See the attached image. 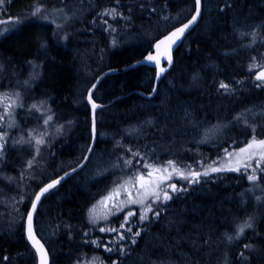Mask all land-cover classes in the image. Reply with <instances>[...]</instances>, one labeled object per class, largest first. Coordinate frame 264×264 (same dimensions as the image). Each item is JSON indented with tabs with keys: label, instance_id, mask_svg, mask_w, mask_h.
<instances>
[{
	"label": "trees",
	"instance_id": "1",
	"mask_svg": "<svg viewBox=\"0 0 264 264\" xmlns=\"http://www.w3.org/2000/svg\"><path fill=\"white\" fill-rule=\"evenodd\" d=\"M39 7L73 13L64 26L67 34L32 15ZM110 9L115 14L104 15ZM195 9V0H4L0 19L17 23L12 32L0 29V89L20 90L23 107L16 109L13 136L0 153V164L6 160L0 165V264H38L21 221L44 185L84 159L92 142L87 94L97 78L144 58ZM253 65L264 66V0H204L201 21L175 52L157 96L137 93H153V67L106 77L94 94L107 106L98 112L91 160L46 196L36 216L52 264H81L95 255L104 264H264V200L253 195L242 173L185 184L156 207L159 215L141 226L139 236L138 225L123 239L109 231L118 229L119 217L95 226L88 221L92 204L145 164L190 165L202 159L196 166L210 165L227 146L239 148L253 135L261 137L264 87H257L256 71L248 70ZM32 75L39 76L35 84L22 85ZM39 101L54 115L48 125L46 115L30 109ZM27 129L48 132L40 155L21 142V134L30 137ZM0 132L7 129L0 125ZM27 159L36 161L29 167ZM261 182L264 188V174ZM247 221L253 227L238 234Z\"/></svg>",
	"mask_w": 264,
	"mask_h": 264
},
{
	"label": "rangeland",
	"instance_id": "2",
	"mask_svg": "<svg viewBox=\"0 0 264 264\" xmlns=\"http://www.w3.org/2000/svg\"><path fill=\"white\" fill-rule=\"evenodd\" d=\"M3 4H4V0H0V15L2 14V11H3ZM39 9H41V11L37 15H35V17H38V19L41 21H44L47 23H49V22L53 23L61 33L65 32V35L67 34L64 26L68 23V20L70 19V17L74 16L73 13H70V12L66 11L65 9L64 10L63 9L58 10V8H56V9L55 8H48V9L45 8L43 10L42 8L39 7ZM3 20H5V19H0V24H2V26L3 25H6V26H3L2 28H0L2 34H6L8 32H12L15 30L14 25L16 26L17 22L14 24H7V22L13 23L15 21L14 20L3 21ZM254 35H256V34H254ZM260 66H262V65H260ZM259 69L260 68L258 67V68H255L254 70L257 71ZM38 78H39L38 75L37 76L32 75L30 77V79L28 81L24 82L22 85L25 86L26 84H31L33 86V84H35V81L38 80ZM18 85H21V83H18ZM4 94L10 95V96H7V98H5ZM12 94H14V95H12ZM16 94H18V97ZM19 97H20V90H18V89H16V90L8 89L6 92H3L0 89V104H1V106L8 104V103H10L12 105L11 108L8 109V112H7L8 115L6 114L4 116V119L0 120V125L2 126V128L7 129V132H6L7 135L4 137L3 146H5L4 145L5 140L8 141V138H10V136L12 137V134H11L12 131L10 129H14V126H15L14 113H15L16 109L18 107H20V105H21V100ZM6 100H9V101H6ZM42 103L39 102V103H34V104L38 105L37 107L39 108V112L41 115L47 116L48 113L50 112V109L46 106V104L44 102H42ZM3 109H4V107H3ZM252 116H253V114H252ZM8 119H9V122L7 121ZM260 131H261V137H256L257 139L264 138V126H263V129ZM59 132H60V128H57V133H59ZM40 133H43L42 138L44 140V143L47 142L45 140V136L48 134V132L45 130L42 131V129L30 131L29 135L31 134V136L29 138H25V136L23 134H21L20 140L24 141V142L31 141L28 144L33 145L36 149L37 146H36V144H34L35 139H33V137H35L36 139H40L41 138V136L39 135ZM49 134H50V132H49ZM248 142H246L242 147H244ZM43 144L39 145L40 150H42ZM240 148L241 147L236 148L232 145L227 146V148H225V150L227 149V153H232V156L230 158H227V153L224 150L222 156H220L217 160H215V162L212 163V165L210 164V165H203V166L198 165V166H196L198 163H193L190 165H184V164L182 165V163L174 161L176 167L180 170V172H183L185 175H188V172L190 170L194 171V172H200L201 175L199 176L198 179H195L191 176H188L187 179L181 178V176L179 175L178 172H174L170 167H168L169 161L167 163H164V164H155V163L150 164V165H153V167L155 169H161L162 170L165 167H168V172L153 171L152 169L145 168L143 165L141 168L137 169L134 172V175L131 172L130 176L123 178L113 188V190L110 191L106 196H104L101 199H99L98 201H96L95 204H92V205L96 206V213H95L96 219L94 221V220H92L93 217L88 215V219L90 220L89 222L92 225H96V224L99 225L102 222H106V221H109V220L114 219L116 217H119V219L117 220L116 223H120V226L118 228V230L119 229L120 230L118 232L121 233V235H123V237H125V235H127V234H131L132 231H134L135 226H137V225L139 226L138 231L140 233L142 231L141 226L144 225L146 222L150 221V219L152 218L153 214L156 211V207L163 204V203H166L167 201H169L174 196V194H177L178 192L183 190L185 188V186H184L185 184H192V183L198 182V181L203 180V179L208 180L207 178L212 177L211 175H218L219 173H223V172L242 173V174H245L248 178L249 175L253 174V169H255L254 174L257 177V179L255 181L248 179L250 182V190L253 194L259 196L258 198L260 199V201H262V200H264L263 199L264 188L261 185L262 184L261 181H262V175L264 174V161H261L260 166H257L255 159H252L250 161L248 160L249 153H239L238 150ZM3 149H4V147H3ZM258 151L259 150L256 147L249 149V152H253V153L258 152ZM40 153H41V151H39V155H40ZM32 161L35 162L36 159H33ZM201 161H202V159H201ZM201 161H199V162H201ZM245 162L249 163L251 165V167H248L246 169L244 167ZM32 164H34V163H32ZM209 166H212L215 168H221L222 170L221 171H211V168ZM231 169H239V170L237 171V170H231ZM149 171H152L151 177H148L146 175ZM205 171L208 172L207 175H203V173ZM169 174H171L170 179L167 178L169 176ZM137 175H145V180L137 183L135 181V177ZM129 180H132L133 183L126 185L125 182L129 181ZM171 184L176 185V190H173L171 187H169V185H171ZM121 185H125V187H120ZM157 185L159 187H157ZM116 189H119V195H113V199L107 201L106 204L101 203L105 200V197H108L110 194H113L114 190H116ZM153 191H157L160 193V199L155 201V202H154V197L151 195V193ZM129 192L132 193L131 197H129V195H128ZM137 192L148 193V194L147 195H137ZM164 192H167L170 199L164 198V196H163ZM258 192H259V194H257ZM132 200L143 201V206L140 204L132 203ZM114 203L120 205V208H114L113 207ZM148 205H151V207L153 209L152 212L146 211ZM92 208H93V206L90 207V209H92ZM121 208H122V210H121ZM90 209L88 210V214H89ZM129 211L134 212L135 215L127 217L128 223L126 224L125 223V217ZM144 214H146V219L141 221L139 219V217L141 215H144ZM247 222H249V221H247ZM251 224H252V222H251ZM122 225H123V227H122ZM252 227H253V224H252ZM129 228H130V231L128 230ZM95 256H92L90 258L85 259L81 264H87V263L88 264L89 263H91V264H104L103 260L99 256H97V255H95ZM93 257H95V258H93ZM95 262H97V263H95Z\"/></svg>",
	"mask_w": 264,
	"mask_h": 264
},
{
	"label": "snow or ice",
	"instance_id": "3",
	"mask_svg": "<svg viewBox=\"0 0 264 264\" xmlns=\"http://www.w3.org/2000/svg\"><path fill=\"white\" fill-rule=\"evenodd\" d=\"M200 2H201V0H196L197 10H196L195 15L192 17V20L189 21V23H186L183 26L177 28L170 35L166 36L164 38L166 41H168V42H174L175 39L179 38V36H181L185 32V30L190 26L191 23L195 22L196 16L199 15V10L198 9H199ZM40 11H41V9L38 8V9H36L35 12L32 13V15H37ZM110 14L114 15L115 14V9H110L108 12H105L104 13V15H110ZM163 42L164 41H161L160 43H163ZM159 46H160V44L158 43L156 45V47L159 48ZM147 59L149 61H154L155 60V57L154 56H148ZM258 67L261 68V70L260 71H257L255 73V79L260 82V83L257 84V87H264V67H262L260 65H253L252 68H250V71L253 70V69H255V68H258ZM163 70L164 69H161V71H163ZM220 87L221 88H224V89H227L228 88V85L221 83ZM16 95L18 97V94H16ZM4 96H5V98H7V94H4ZM89 99H91L90 96H89ZM11 106L12 105L10 103L3 105L4 112L3 113H0V120H3L4 119V116L7 114L8 109L11 108ZM20 106L23 107L22 104ZM92 107H93V109H95L96 107H98V105H96L95 103H93ZM31 108L32 109H36L37 111H39V108L35 104H33L31 106ZM52 119H53V116L52 115H47L45 117L44 121H43L44 125H48L49 122L52 121ZM254 131H255V129L253 128V132ZM6 135H7L6 132H0V153H2V151H3V141H4V137ZM39 135L41 136L40 139H36L35 137H33V139H35V144L37 146L36 149H35L37 154L40 151L39 145H41V144L44 143V140L42 138L43 137V133H40ZM21 142H24V141H21ZM27 142L30 143L31 141H27ZM253 147H256L259 151L258 152H254V153L253 152H249V149H252ZM90 150L91 149H89V151ZM225 151L227 153V149ZM238 151H239V153H249L248 160L250 161L252 159H255L257 166H260L261 161H264V138L257 139L256 136L253 135L252 138H251V140L244 147H241ZM135 155H138V153L135 154ZM231 156H232V153H227V158H230ZM32 163H33V161H31V160L28 161V166L31 167L32 166ZM125 163L127 165H131V161L130 160L129 161H126ZM144 167L145 168L152 169L153 171H157V172H159V171L168 172V167H170L174 172H178L179 175L181 176V178H184V179H187L188 176H191V177H193L195 179H198L199 176L201 175L200 172H194V171H191V170L188 172V175H185L183 172H180V170L176 167L175 162H173V161H169L168 162V167H165L162 170L161 169H155L153 167V165H150V164H145ZM244 167L247 169L248 167H251V165L249 163L245 162ZM210 168H211V171H221L222 170L221 168H215V167H211V166H210ZM231 170H237L238 171L239 169H231ZM254 173H255V169H253V174L252 175H249V177H248L249 180L255 181L257 179V177L255 176ZM207 174H208L207 171H205L203 173V175H207ZM146 175L148 177H151L152 171H149ZM167 178L170 179L171 178V174H169V176ZM61 179H63V177H61L60 179L54 180L51 183L47 184L40 191V193L36 195L35 201L38 202L39 199H40V197L42 195H44L45 193H47L50 189L54 188L57 184H59ZM144 180H145V175H137L135 177V181L137 183L142 182ZM132 183H133L132 180H129V181H126L125 182L126 185H129V184H132ZM120 187H125V185H121ZM157 187H159V186L157 185ZM169 187H171L173 190H176V185L175 184H171V185H169ZM147 194L148 193H140V192H137V195H147ZM113 195H119V189L114 190V193L113 194H110L108 197H105V200L103 202H101V203H105L106 204L107 201L113 199ZM128 195H129V197H131L132 196V193L129 192ZM151 195L154 197V202L160 199V193L157 192V191H153L151 193ZM163 196H164L165 199H170V197L168 196L167 192H164L163 193ZM132 203H134V204H140V205L143 206V201H141V200H132ZM113 207L114 208H120V205L114 203L113 204ZM35 208H36V203L34 202L32 204V210L35 211ZM121 210H122V208H121ZM146 211L147 212H152L153 211L151 205H148L147 206ZM95 213H96V206H93V208L90 209V211H89V215L93 217V220L94 221L96 219ZM154 214L155 215H159L158 212H156ZM133 215H135V213L132 212V211H129L126 214V217H125V223L126 224L128 223L127 217H130V216H133ZM139 219L141 221H143L144 219H146V214L141 215L139 217ZM27 223H28V227H29V232H31V224H32V216H31V214H29L28 217H27ZM122 227H123V225H122ZM251 227H252V224H251L250 221L249 222H245L243 225H241L239 227L238 234H243L245 228H251ZM108 230L111 231V232H118L119 231L118 229H115V228H110ZM128 230L130 231V228ZM100 231H104V228H101ZM135 235L139 236L140 233L139 232H136ZM123 238L124 237L121 236V239H123ZM237 238H238V236H237ZM227 239L229 241H231L233 239V237L229 236V237H227ZM134 242L135 241H133V243ZM93 243H95V241H93ZM97 246H99V245H97ZM107 250L108 251H111L112 249L109 248ZM41 264H45V262L43 261V259L41 261Z\"/></svg>",
	"mask_w": 264,
	"mask_h": 264
},
{
	"label": "water",
	"instance_id": "4",
	"mask_svg": "<svg viewBox=\"0 0 264 264\" xmlns=\"http://www.w3.org/2000/svg\"><path fill=\"white\" fill-rule=\"evenodd\" d=\"M203 0H201L200 5H199V15L196 16L195 22L191 23L190 26L185 30V32L179 36V38L175 39L174 42H168L166 41L164 38L168 35H170L173 31H175L177 28L183 26L186 23H189V21L192 20V17L195 15L196 10H197V5H196V10L194 15L185 23L181 24L180 26L176 27L175 29H173L172 31H170L169 33H167L165 36H163L162 38H160L154 45L153 50L147 54L144 58L138 60L137 62L133 63L132 65H129L127 67L121 68V69H111L106 71L105 73H103L95 82V84L91 87V89L88 91L87 94V102L91 108V112H92V142L91 145L89 147V149H91L90 151L88 150L83 162L76 166L73 169L68 170L66 173H64L63 175H61L60 177L54 179H60L61 177H63V179L60 180V183L57 184L54 188L50 189L47 193H45L44 195H42L39 199L38 202L33 201V203H36V208L35 211L32 210V206L31 209L29 211V214H31L32 216V224H31V232H29V227H28V223L26 220V236L27 239L29 241V243L31 244V246L33 247V249L35 250V252L37 253V257H38V264H41V261L43 259V261L45 262V264H52V259H51V254L50 251L48 249V247L46 246V244L44 243V241L39 237L37 229H36V216L39 210V207L42 203V201L46 198V196L52 192L54 189H56L57 187H59L61 184H63L66 180H68L70 177H72L73 175L79 173L81 170H83L86 165L88 164L93 151L96 147L97 141H98V121H97V116H98V112L103 109L104 107H106L107 105L103 104V103H99L94 99V94L97 91L99 85L101 84V82L108 76L110 75H114V74H118V73H122V72H126L129 71L131 69L140 67V66H150L153 67L155 69H157V78H156V83H155V88L152 94L146 95L143 92L138 91L137 93H139L140 95H142L143 97L147 98V99H152L154 98L159 90V85L162 81V79L164 78V76L166 75V73L173 67L174 65V61H175V52L180 48V46L183 44V42L185 41V39L187 38V36L197 27V25L199 24V22L201 21L202 15H203ZM161 41H164L163 43H160ZM160 44L159 48L156 47L157 44ZM148 56H154L155 60L154 61H149L147 59ZM264 67V66H263ZM161 69H164L163 71H161ZM261 68L257 71H260ZM256 71V72H257ZM255 72V73H256ZM255 76V75H254ZM89 96L91 97V99H89ZM93 103H95L96 105H98V107H96L95 109H93L92 105ZM52 180V181H54ZM52 181H50L49 183H51ZM47 183V184H49ZM46 184V185H47ZM44 185L37 194L40 193V191L46 186ZM28 214V215H29ZM28 217V216H27ZM31 237V238H30ZM38 242V243H37ZM42 246V247H41ZM39 249V250H38Z\"/></svg>",
	"mask_w": 264,
	"mask_h": 264
},
{
	"label": "bare ground",
	"instance_id": "5",
	"mask_svg": "<svg viewBox=\"0 0 264 264\" xmlns=\"http://www.w3.org/2000/svg\"><path fill=\"white\" fill-rule=\"evenodd\" d=\"M21 1H22V0H21ZM195 1H196V0H195ZM203 7H204V0H203ZM58 10H59V9H58ZM195 10H196V9H195ZM194 13H195V12H194ZM193 15H194V14H193ZM187 21H188V20H187ZM257 26H258V25H257ZM254 28H255V27H254ZM257 28H258V27H257ZM256 31H257V30H256ZM250 32H251V31H250ZM252 32L254 33L255 31H252ZM174 62H175V61H174ZM28 66H29V65H28ZM28 66H27V67H28ZM27 67H26V68H27ZM140 67H141V66H140ZM2 68H3V67H2ZM3 69H4V68H3ZM110 70H111V69H110ZM248 70H250V68H249ZM254 71H255V70H254ZM104 73H105V72H104ZM102 74H103V73H102ZM102 74H101V75H102ZM101 75H100V76H101ZM100 76H99V77H100ZM99 77H98V78H99ZM253 77H254V76H253ZM98 78H97V79H98ZM254 78H255V77H254ZM96 81H97V80H96ZM96 81H95V82H96ZM257 82H258V81H257ZM155 83H156V82H155ZM94 84H95V83H94ZM94 84H93V85H94ZM160 84H161V83H160ZM93 85H92V86H93ZM92 86H91V87H92ZM99 86H100V85H99ZM186 88H188V87L185 86V89H186ZM193 88H194V87H193ZM90 89H91V88H90ZM90 89H89V90H90ZM185 89H184V90H185ZM191 89H192V87H191ZM193 90H194V89H193ZM193 90H192V91H193ZM189 91H190V90H189ZM198 91H199V90H198ZM14 93H15V92H14ZM17 93H18V92H17ZM22 93H24V92H22ZM24 94H25V93H24ZM12 95H14V94H12ZM12 95H11V96H12ZM7 96H10V95H7ZM27 96H28V95H27ZM156 96H157V95H156ZM193 96H194V95H193ZM12 98H13V97H12ZM28 98H29V97H28ZM28 98H27V101H28ZM31 98H32V97H31ZM188 98H190V97H188ZM203 98H204V97H203ZM24 99H25V98H24ZM33 99H34V98H33ZM194 99H195V97H194ZM25 100H26V99H25ZM38 100H39V99H38ZM186 100H187V99H186ZM191 100H192V99H191ZM191 100H190V101H191ZM200 100H201V99H200ZM4 101H5V100H4ZM6 101H9V100H6ZM12 101H13V100H12ZM35 101H36V100H35ZM40 101H41V100H40ZM40 101H39V102H40ZM187 101H188V100H187ZM190 101H189V102H190ZM193 101H194V100H193ZM14 102H15V101H14ZM39 102H38V103H39ZM42 102H43V101H42ZM42 102H41V103H42ZM27 103H28V102H27ZM32 103H33V102H32ZM8 104H9V103H8ZM14 104H15V103H14ZM24 104H25V103H24ZM42 104H43V103H42ZM26 105H27V104H26ZM26 105H25V106H26ZM40 105H41V104H40ZM30 106H31V104H30ZM37 106H38V105H37ZM44 106H45V105H44ZM45 107H46V106H45ZM0 109H1V108H0ZM40 109H41V108H40ZM46 109H47V108H46ZM22 110H23V109H22ZM24 110H25V107H24ZM31 110H32V108H31ZM41 110H42V109H41ZM43 110H44V109H43ZM28 111H30V110H28ZM25 112H26V111H25ZM25 112H24V113H25ZM26 113H27V112H26ZM27 114H28V113H27ZM49 114H50V113H49ZM246 114H247V113H246ZM258 114H260V113H258ZM7 115H8V114H7ZM51 115L54 116L53 114H51ZM235 116H236V115H235ZM257 116H258V115H257ZM56 120H57V119H56ZM54 124H55V123H54ZM17 125H18V124H17ZM20 125H21V124H20ZM213 125H214V124H213ZM18 127H19V126H18ZM21 127H22V126H21ZM91 127H92V126H91ZM22 128H23V127H22ZM24 128H25V126H24ZM25 129H26V128H25ZM27 130H28V129H27ZM18 131H19V130H18ZM28 131L30 132V130H28ZM42 131H43V130H42ZM20 133H21V132H20ZM25 133H27V132H25ZM240 133H241V132H240ZM11 134H12V133H11ZM105 134H106V133H105ZM244 134H245V132H244ZM17 135H18V133H17ZM44 135H45V134H44ZM12 136H13V135H12ZM14 136H15V135H14ZM27 136H28V135H27ZM30 136H31V135H30ZM103 136H104V135H103ZM105 136H106V135H105ZM19 138H20V137H19ZM65 139H66V138H65ZM49 140H50V139H49ZM60 140H61V139H60ZM47 141H48V140H47ZM50 141H51V140H50ZM62 141H63V139H62ZM58 142H59V141H58ZM60 142H61V141H60ZM57 144H58V143H57ZM78 144H79V143H78ZM4 145H5V144H4ZM8 145H10V144H8ZM54 146H55V145H54ZM78 146H79V145H78ZM84 146H85V145H84ZM3 147H4V146H3ZM28 147H29V146H28ZM50 147H51V145H50ZM20 148H21V147H20ZM52 148H53V147H52ZM54 148H55V147H54ZM78 148H79V147H78ZM88 148H89V147H88ZM18 149H19V148H18ZM45 149H46V148H45ZM47 149H48V148H47ZM9 150H10V149H9ZM9 150H8V151H9ZM12 150H13V148H12ZM22 150H23V149H22ZM51 150H52V149H51ZM67 150H68V149H67ZM88 150H89V149H88ZM3 151H5V150H3ZM24 151H25V150H24ZM26 151H28V150H26ZM32 151H33V150H32ZM32 151H29V152H32ZM49 151H50V150H49ZM22 152H23V151H22ZM33 152H35V150H34ZM33 152H32V153H33ZM50 152H51V151H50ZM50 152H49V153H50ZM52 152H53V151H52ZM66 152H67V151H66ZM66 152H65V153H66ZM87 152H88V151H87ZM93 152H94V151H93ZM121 152H122V151H121ZM189 152H190V151H189ZM2 153H3V152H2ZM20 153H21V152H20ZM57 153H58V152H57ZM186 153H187V151H186ZM86 154H87V153H86ZM86 154H85V156H86ZM118 154H119V153H118ZM208 154H209V153H208ZM2 155H3V154H1V156H2ZM26 155H27V154H26ZM26 155H25V156H26ZM29 155H30V154H29ZM32 155H33V154H32ZM50 155H51V154H50ZM191 155H192V154H191ZM210 155H211V154H210ZM3 156H4V155H3ZM25 156H24V157H25ZM46 156H47V155H46ZM48 156H49V155H48ZM184 156H185V155H184ZM5 157H6V156H5ZM27 157H28V156H27ZM68 157H69V156H68ZM108 157H109V156H108ZM113 157H114V156H113ZM190 157H191V156H190ZM45 158H47V157H45ZM84 158H85V157H84ZM91 158H92V157H91ZM91 158H90V160H91ZM114 158H115V157H114ZM7 159H8V158H7ZM19 159H20V158H19ZM22 159H23V158H22ZM78 159H79V158H78ZM111 159H112V158H111ZM216 159H217V158H216ZM31 160H32V159H31ZM69 160H70V158H69ZM83 160H84V159H83ZM83 160H82L81 162L78 161V162H80L78 165H80V164L83 162ZM90 160H89V161H90ZM113 160H114V159H113ZM187 160H188V159H187ZM5 161H6V160H5ZM5 161H4V162H5ZM200 161H201V160H200ZM209 161H210V160H209ZM218 161H219V160H218ZM4 162H2V164H3ZM26 162H28V159H27ZM78 162H77V163H78ZM182 162H183V161H181V163H182ZM197 162H198V161H197ZM202 162H204V161H202ZM202 162H200V163H202ZM213 162H214V161H213ZM0 163H1V161H0ZM5 163H6V162H5ZM21 163H22V160H21ZM66 163H67V162H65V164H66ZM88 163H89V162H88ZM198 163H199V162H198ZM200 163H199V164H200ZM208 163H209V162H208ZM208 163H207V164H208ZM210 163H211V162H210ZM210 163H209V164H210ZM2 164H0V165H2ZM78 165H77V166H78ZM180 165H181V164H180ZM182 165H183V164H182ZM184 165H185V164H184ZM211 165H212V164H211ZM22 166H23V165H22ZM86 166H87V165H86ZM202 166H203V164H202ZM213 166H214V165H213ZM0 167L2 168V166H0ZM11 167H12V166H11ZM75 167H76V166H75ZM75 167H74V168H75ZM200 167H201V166H200ZM209 167H210V166H209ZM211 167H212V166H211ZM14 168H16V167H14ZM101 168L104 169L103 166H102ZM202 168H203V167H202ZM207 168H208V167H207ZM72 169H73V168H72ZM15 170H16V169H15ZM32 170H33V168H32ZM104 170H105V169H104ZM197 170H198V169H197ZM207 170H208V169H207ZM6 171H7V170H6ZM9 171H10V170H9ZM81 171H82V170H81ZM102 171H103V170H102ZM107 171H108V170H107ZM66 172H67V171H66ZM97 172H98V171H97ZM16 173H20V171H17ZM79 173H80V172H79ZM214 174H215V173H214ZM35 176H36V174H35ZM90 176H91V175H90ZM105 176H106V175H105ZM211 176H213V175H211ZM38 177H39V176H38ZM202 177H203V176H202ZM214 177H215V176H214ZM92 178H93V175H92ZM203 178H204V177H203ZM44 179H45V177H44ZM210 180H211V178H210ZM214 180H215V179H214ZM7 181H8V180H7ZM34 181H35V180H34ZM51 181H52V180H51ZM207 181H208V180H207ZM211 182H212V181H211ZM31 183H32V182H31ZM34 183H35V182H34ZM253 183H254V182H253ZM259 186H260V185H259ZM14 188H15V187H14ZM14 188L11 187V189H14ZM16 188H17V187H16ZM248 189H249V188H248ZM259 189H260V188H259ZM17 190H18V189H17ZM250 191H251V190H250ZM255 192H256V191H255ZM247 193H248V192H247ZM257 194H259V192H258ZM253 195H254V194H253ZM249 196H250V195H249ZM254 198L256 199L255 196H254ZM257 198H258V197H257ZM27 201H28V200H27ZM97 201H98V200H97ZM259 201H260V200H259ZM94 202H95V201H94ZM28 203H29V202H28ZM21 204H22V202H21ZM24 204H25V203H24ZM29 204H30V203H29ZM94 204H95V203H94ZM27 205H28V204H27ZM30 206H31V204H30ZM92 206H94V205H92ZM92 206H91V207H92ZM260 206H261V205H260ZM18 207H19V206H18ZM24 207H25V206H24ZM89 207H90V206H89ZM89 209H90V208H89ZM89 209H88V210H89ZM25 210H26V209H25ZM27 211H29L28 208H27ZM25 212H26V211H25ZM86 215H87V214H86ZM88 215H89V214H88ZM89 216H90V215H89ZM92 220H93V219H92ZM88 221H90V220H88ZM21 222L24 223V222H26V221H21ZM22 223H21V224H22ZM103 223H104V222H103ZM98 224H99V223H98ZM25 225H26V224H25ZM96 225H97V224H96ZM94 226H95V225H94ZM130 226H131V225H130ZM234 226H235V225H234ZM24 227H26V226H24ZM138 227H139V226H138ZM239 227H240V226H239ZM99 228H100V227H99ZM102 228H103V227H102ZM118 228H119V227H118ZM119 230H120V229H119ZM124 230H125V229H124ZM134 230H135V229H134ZM234 230H236V228H235ZM25 231H26V230H25ZM99 231H100V230H99ZM100 232H101V231H100ZM100 232H99V233H100ZM124 233H125V232H124ZM133 233H135V232H133ZM117 234H118V233H117ZM242 235H243V234H242ZM81 236H82V235H81ZM100 236H101V235H100ZM108 236H109V235H108ZM98 237H99V236H98ZM117 237H118V236H117ZM117 237H116V238H117ZM108 238H109V237H108ZM113 238H114V237H113ZM119 238H120V236H119ZM45 239H47V237H46ZM49 239H50V238H49ZM138 239H139V238H138ZM27 240H28V239H27ZM101 240H102V239H101ZM110 240H111V239H110ZM114 240H115V239H114ZM129 240H131V239H129ZM117 241H118V240H117ZM132 241H133V240H132ZM44 242H45V241H44ZM97 242H98V241H97ZM99 242H100V240H99ZM27 243H28V241H27ZM114 243H115V242H114ZM45 244H46V243H45ZM108 244H109V243H108ZM112 244H113V243H112ZM102 245H103V244H102ZM104 245H105V244H104ZM106 245H107V244H106ZM116 245H118V244H116ZM116 245H115V246H116ZM124 245H125V243H124ZM99 246H101V245H99ZM109 246H110V245H109ZM112 247H113V246H112ZM112 247H111V248H112ZM91 248H92V247H91ZM121 248H122V247H121ZM28 249H29V248H28ZM93 251H94V250H93ZM98 251H99V250H97V252H98ZM126 251H127V250H126ZM111 252H112V251H111ZM88 253H89V252H88ZM114 253H115V252H114ZM117 253H119V252H117ZM36 254H37V253H36ZM96 254H97V253H96ZM95 257H96V256H95ZM95 257H93V258H95ZM100 258H101V257H100ZM103 259H105V258H103ZM37 260H38V259H37ZM80 260H81V259H80ZM96 260H97V259H96ZM105 260H106V259H105ZM81 262H82V261H80V263H81ZM97 262H98V261H97ZM97 262H95V263H97ZM162 262H163V261H162ZM165 262H166V261H165ZM165 262H164V263H165ZM159 263H160V262H159ZM87 264H88V263H87ZM89 264H91V263H89ZM105 264H107V262H105ZM108 264H109V263H108ZM157 264H158V263H157Z\"/></svg>",
	"mask_w": 264,
	"mask_h": 264
}]
</instances>
